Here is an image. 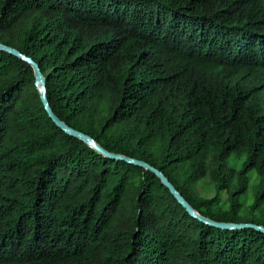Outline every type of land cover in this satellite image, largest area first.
Listing matches in <instances>:
<instances>
[{
    "label": "trees",
    "instance_id": "trees-1",
    "mask_svg": "<svg viewBox=\"0 0 264 264\" xmlns=\"http://www.w3.org/2000/svg\"><path fill=\"white\" fill-rule=\"evenodd\" d=\"M0 43L69 128L264 227V0H0ZM0 264H264V233L65 134L0 51Z\"/></svg>",
    "mask_w": 264,
    "mask_h": 264
},
{
    "label": "water",
    "instance_id": "water-1",
    "mask_svg": "<svg viewBox=\"0 0 264 264\" xmlns=\"http://www.w3.org/2000/svg\"><path fill=\"white\" fill-rule=\"evenodd\" d=\"M0 51L7 52L20 60L26 62L28 65H30L34 71V76H35V85L38 89L39 97L40 100L44 106L45 111L48 114V117L55 123V125L61 129L65 134L77 138L86 144H88L92 149L97 151L98 153H101L103 155H106L110 158L113 159H120L124 160L130 164H133L135 166H138L140 168H143L145 170H148L152 172L162 183V185L169 190L170 194L178 201V203L195 219L199 220L200 222L210 225L212 227L218 228V229H224V230H234V229H240V228H253L256 229L262 233H264V227L262 226H256V225H251V224H233V223H222V222H216L209 220L207 218H204L200 216L198 213H196L192 207L182 198V196L177 192V190L172 186V184L164 177L162 173H160L158 170L152 168L150 165L146 164L143 161H138L135 159H130L127 157H122L114 154H109L107 153L104 149H102L99 145H97L91 138L88 136L77 132L71 128H69L64 122L60 121L58 118L55 117L53 112L48 106L47 98H46V92H45V80L44 77L42 76L40 70L38 69V66L32 61V59L20 54L18 51L15 49H12L8 46H5L0 43Z\"/></svg>",
    "mask_w": 264,
    "mask_h": 264
},
{
    "label": "rangeland",
    "instance_id": "rangeland-1",
    "mask_svg": "<svg viewBox=\"0 0 264 264\" xmlns=\"http://www.w3.org/2000/svg\"><path fill=\"white\" fill-rule=\"evenodd\" d=\"M230 165L233 164V162H229ZM240 165L238 164V167ZM256 183V176H255V173H252L251 174V181H250V188H253V185ZM197 191H198V194L205 198V199H208V198H211L215 195V190H214V187L209 179V176H206L202 181L199 182V184L197 185ZM222 200L224 199V195H220L219 196ZM249 197H251V190L249 191Z\"/></svg>",
    "mask_w": 264,
    "mask_h": 264
}]
</instances>
